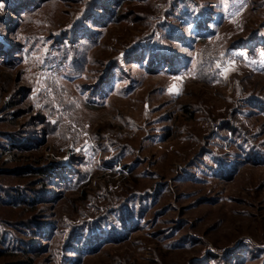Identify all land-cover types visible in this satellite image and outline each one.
<instances>
[{
  "label": "rangeland",
  "instance_id": "1",
  "mask_svg": "<svg viewBox=\"0 0 264 264\" xmlns=\"http://www.w3.org/2000/svg\"><path fill=\"white\" fill-rule=\"evenodd\" d=\"M11 1L0 264H264V0Z\"/></svg>",
  "mask_w": 264,
  "mask_h": 264
},
{
  "label": "trees",
  "instance_id": "2",
  "mask_svg": "<svg viewBox=\"0 0 264 264\" xmlns=\"http://www.w3.org/2000/svg\"><path fill=\"white\" fill-rule=\"evenodd\" d=\"M31 1L32 0H30V3H29V5H26V0H12L11 2H13V8L12 9H9V12L10 13H17L18 12V10H24V11H26V12H30V10H31V8H33L34 6H32V5H34V3H31ZM33 2V1H32ZM8 7V6H7ZM29 9H28V8ZM10 8V7H9ZM13 9H14V11H13ZM3 35H1L2 37H5L6 38V35H5V33H2ZM5 35V36H4ZM0 51H1V46H0ZM167 58H169V57H167ZM61 179V178H60ZM64 180H65V178H63ZM66 181V180H65Z\"/></svg>",
  "mask_w": 264,
  "mask_h": 264
}]
</instances>
